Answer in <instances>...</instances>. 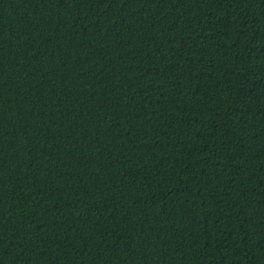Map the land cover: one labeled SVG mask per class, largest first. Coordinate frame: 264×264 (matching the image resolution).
Returning a JSON list of instances; mask_svg holds the SVG:
<instances>
[{"label":"trees","instance_id":"1","mask_svg":"<svg viewBox=\"0 0 264 264\" xmlns=\"http://www.w3.org/2000/svg\"><path fill=\"white\" fill-rule=\"evenodd\" d=\"M0 264H264V0H0Z\"/></svg>","mask_w":264,"mask_h":264}]
</instances>
